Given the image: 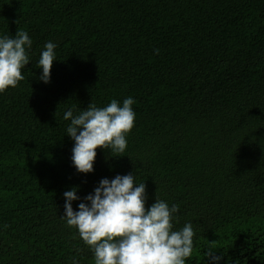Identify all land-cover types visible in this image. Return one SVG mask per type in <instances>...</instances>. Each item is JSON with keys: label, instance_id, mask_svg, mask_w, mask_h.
<instances>
[{"label": "trees", "instance_id": "obj_1", "mask_svg": "<svg viewBox=\"0 0 264 264\" xmlns=\"http://www.w3.org/2000/svg\"><path fill=\"white\" fill-rule=\"evenodd\" d=\"M33 41L24 79L0 93V264H95L64 219L103 178L133 172L192 223L186 264H264V0H0V36ZM57 44L51 82L37 61ZM158 50V54L157 51ZM131 96L122 154L72 166L68 108Z\"/></svg>", "mask_w": 264, "mask_h": 264}, {"label": "clouds", "instance_id": "obj_2", "mask_svg": "<svg viewBox=\"0 0 264 264\" xmlns=\"http://www.w3.org/2000/svg\"><path fill=\"white\" fill-rule=\"evenodd\" d=\"M33 41L26 31L15 36H0V93L17 87L24 79L22 69L31 61ZM57 44L45 43L37 61L41 74L38 79L51 82L53 63L58 61ZM157 54H158V50ZM134 99L129 96L122 104L113 99L104 107L89 104L75 112L68 108L63 120L70 121L66 135L74 142L72 166L78 174L94 172L97 149L115 154L126 151L127 135L134 127ZM78 188L63 193L64 214L61 219L74 227L80 239L93 253L95 264H186L193 251L195 232L192 223L174 230L178 205L164 200L146 207V183H137L133 172L99 181L92 193L80 201ZM206 264H220L221 257L209 248ZM73 264L77 261L73 259Z\"/></svg>", "mask_w": 264, "mask_h": 264}]
</instances>
